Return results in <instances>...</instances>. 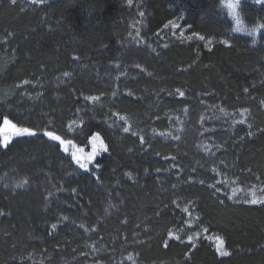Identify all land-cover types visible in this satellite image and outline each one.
Segmentation results:
<instances>
[{"label":"trees","instance_id":"trees-1","mask_svg":"<svg viewBox=\"0 0 264 264\" xmlns=\"http://www.w3.org/2000/svg\"><path fill=\"white\" fill-rule=\"evenodd\" d=\"M5 119L37 135L4 148ZM96 141L108 151L89 161ZM3 181L19 189L0 188V264H67L97 244L264 264V205L248 200L264 198V4L0 0ZM189 224L229 256L171 237Z\"/></svg>","mask_w":264,"mask_h":264},{"label":"rangeland","instance_id":"rangeland-1","mask_svg":"<svg viewBox=\"0 0 264 264\" xmlns=\"http://www.w3.org/2000/svg\"><path fill=\"white\" fill-rule=\"evenodd\" d=\"M24 1L28 2V0H24ZM227 6H228L229 11L231 12V17L235 23L236 31L240 33H244L245 30L242 24L240 23V21L237 19L236 14H235L236 5L233 2L229 1L227 3ZM2 129H4V133L2 134L4 139L9 140L13 136H16L15 132L12 131L9 127L3 126ZM102 150H103L102 143L99 141H96L94 148L92 150V154L94 156H97L102 152ZM12 172L15 173V171H12ZM4 182L5 181L2 182L3 184H0L1 189H5L8 191H12V192L15 190L17 191L19 189L16 183L7 185V183H4ZM255 198L257 199L256 195H255ZM248 200H252V199L248 197ZM112 212H115L114 209L105 210V218L109 219L112 216ZM67 224L68 223L63 222L61 226H66ZM75 225L76 224H72V225L69 224L67 226H75ZM193 226L194 225L189 224L183 230L179 232L177 231L173 232L171 234V237L174 240L178 241L180 244L191 243L192 246H197L198 244L204 241L207 245H209L212 248V250L216 253L219 259H223L229 256V254L228 255L221 254L223 252L228 253V251L226 249L224 239L220 235H216L214 233L210 235L206 231L204 232L201 230L199 231L191 230L193 229ZM75 227L79 228L82 231L85 230L84 229L85 226L83 227L82 225H76ZM94 228L95 229H93V231H96L97 227H94ZM83 232L85 233V231ZM86 249L87 250H84L83 256L78 258V260L70 261L67 264H107L108 262H110V264H172V263H175V262H172V263L144 262L141 254L133 249V245L131 246L129 244L125 245L120 251V253H118L117 256H113L114 252L107 250L106 247L99 246V244L92 245L91 247L88 246V248ZM129 257H131V259H129ZM110 260L113 262H111Z\"/></svg>","mask_w":264,"mask_h":264},{"label":"snow or ice","instance_id":"snow-or-ice-1","mask_svg":"<svg viewBox=\"0 0 264 264\" xmlns=\"http://www.w3.org/2000/svg\"><path fill=\"white\" fill-rule=\"evenodd\" d=\"M13 2H15V0H13ZM255 3H257V4H264V0H255ZM180 95L183 96L184 94L181 92ZM93 99H95V98H93ZM245 111H247V110H245ZM121 119H123V117H121ZM4 125H5V127H11L12 129H14L16 136H21V137H23V136L34 137V136L37 135V133L35 131H32L29 128L17 127L15 124H12L11 121H9L8 119H5L4 120ZM124 131L127 132L128 131V128H125ZM43 135L46 136V137H48L52 141H59V143L61 145H63L65 143V141L62 140L60 138V136L54 135L51 131H46V132L43 133ZM91 139L93 141H95V140L99 139V135L97 134L96 136H93ZM68 143H71V141H69ZM8 144H9V141L7 139H4L2 141V146L4 148H7L8 147ZM103 150L105 152L108 151V149H107L106 146L104 147ZM73 158L74 159H77V163L79 164V166L87 171V164L80 163V161H79L78 158H75V157H73ZM93 158H94V155L93 156H90L88 159H89V161H91ZM249 203H251V204H261V205H264V198L256 199L255 197H253V199L251 201H249ZM221 254L222 255H228L229 253L223 252ZM129 259H131V257H129Z\"/></svg>","mask_w":264,"mask_h":264}]
</instances>
